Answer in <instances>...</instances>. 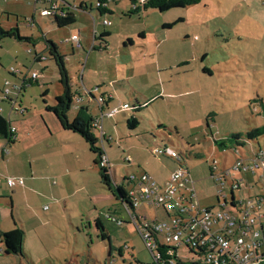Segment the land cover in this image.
<instances>
[{"label": "rangeland", "instance_id": "rangeland-1", "mask_svg": "<svg viewBox=\"0 0 264 264\" xmlns=\"http://www.w3.org/2000/svg\"><path fill=\"white\" fill-rule=\"evenodd\" d=\"M11 1L6 5L0 0V11L14 14L12 21L18 22L21 33L38 41L5 39L0 43V88L8 80L12 91L11 103L4 101L0 107L18 128L21 146L13 156L10 147L15 146L9 144V163L0 162V173L5 178H22L25 183L15 188L12 218L11 190L6 189L0 176V204L8 225L23 221L30 260L0 253V264H62L73 256L79 264H154L126 210L120 215L132 227H116L107 221V213L124 205L102 184L94 168L95 155L85 140L65 131L47 109L62 94V86L56 64L45 51L46 40L54 41L66 55L73 92L77 98L82 95V106H87L93 117L101 119L97 106L99 98L107 99L105 95H112L111 106L116 107L146 103L135 113L104 117L95 130L111 164V176L119 185L130 193L134 186L123 178L143 173L164 184L178 166L152 153L171 147L183 154L187 176L196 183L201 207H218L226 195L228 206L223 209L236 213L231 204V183L216 181L211 165L217 160L220 167H231L236 160L230 150L225 155L218 149L215 141L264 128V0H202L185 8L166 12L150 9L139 15H128L130 0H110L107 9L113 12L103 16L96 0H85L88 8L92 5L90 15H81L74 6L82 0H69L76 22L63 28L42 15L49 2L42 6L40 0L35 7V0ZM104 19L112 24L105 28ZM93 33L106 38L107 52L87 50ZM73 35L82 40V49L67 42ZM35 52H42L46 60L36 63ZM34 72L38 79L33 78ZM83 85L96 86L95 101L83 93L87 90ZM74 102L70 120L81 106ZM132 115L139 121L135 129L127 125ZM103 134L110 140L103 143ZM30 143L37 145L32 151L27 148ZM4 145L0 139V149ZM38 146L42 153L35 151ZM29 154L37 170L51 167L42 169L45 178L31 179ZM38 175L40 171L34 174ZM240 175L246 184L234 192L236 200L264 194L259 174ZM112 184L116 187L113 180ZM136 213L147 221L171 222L160 206L141 203ZM97 216L111 234L110 243L96 231ZM71 220L79 232L70 230ZM119 248L124 250L125 262L118 255ZM179 253L191 262L193 255L184 247ZM112 256L115 259L110 262Z\"/></svg>", "mask_w": 264, "mask_h": 264}, {"label": "built area", "instance_id": "built-area-1", "mask_svg": "<svg viewBox=\"0 0 264 264\" xmlns=\"http://www.w3.org/2000/svg\"><path fill=\"white\" fill-rule=\"evenodd\" d=\"M48 1L51 6L43 10L42 15L64 16L67 13L66 9L61 7V0ZM111 24V21H103L104 26ZM67 42H73L78 48L81 47L78 35H74ZM38 77V73L34 72L33 78ZM9 84L6 80L5 86L0 88V96L9 98L12 93ZM86 92L90 95L88 91ZM75 101L81 103L82 99L77 98ZM98 102L101 119H96V128L100 127L99 124L104 117H115L131 108L124 105L105 111V98H99ZM153 153L168 155L178 160L181 157L180 153L171 147L154 149ZM8 154L6 144L0 149V157ZM235 158L231 167H227L226 164L220 167L219 162L214 160L211 172L212 177L222 185L225 184V180L231 183V195L233 201H236L232 206L236 213L223 209L228 206L226 195H223V202L219 203L218 207L202 208L196 183L188 178L189 169L185 166L176 169L161 185L148 173H143L139 177L134 174L127 177L128 182L134 186L128 193L134 210L128 213L131 222L137 227L139 235L150 250L154 264H264V194L247 201L236 200L234 196V192L246 184V180L240 175L242 172L259 174L260 181H264V137L252 143L249 152H237ZM100 166L111 168L106 153L100 160ZM6 183L11 189L25 184L22 178L10 176L6 177ZM141 203L162 207L171 222L159 223L147 221L145 218L140 219L136 210ZM105 218L116 227L124 225V220L115 214H106ZM181 247L188 249L193 255L190 263L185 261L188 258L180 255ZM4 248L0 239V253H4ZM126 249H129L128 246Z\"/></svg>", "mask_w": 264, "mask_h": 264}, {"label": "trees", "instance_id": "trees-1", "mask_svg": "<svg viewBox=\"0 0 264 264\" xmlns=\"http://www.w3.org/2000/svg\"><path fill=\"white\" fill-rule=\"evenodd\" d=\"M97 1V9L99 11V14L101 16L105 15L106 13H112L109 9H107V5L110 0H96ZM202 0H130V9L128 12V15H139L140 13L147 12L150 9H157L160 12H166L171 9L176 8H185L188 6L199 4ZM62 8L66 9V6L61 4ZM71 7V6H70ZM76 8L81 9H88L89 11H93L92 5L90 8L86 4H81L79 7L76 6ZM53 18L55 24L59 28H63L66 26H70L76 22L75 15L67 11V13L64 16H50ZM167 28L171 26H166ZM5 39H15L20 42H26V43H32L34 41H38L37 39L33 38L32 36H26L23 35L20 32V29L18 27L13 28H5L0 25V43H2ZM95 44L93 46V49L96 50H107L108 41L106 38L100 39L99 37H95ZM98 42V44H97ZM46 50L49 53L50 58L55 62L56 67L58 69L59 73V82L62 86V94L55 97V104L51 107H47V109L54 113L57 120L59 121L61 127L66 130L70 131L72 133L80 135L85 142L88 144L90 151L95 155L96 157V164L100 168V177L102 184L108 188L109 191L113 193V195L121 200L122 206L124 205L125 208H121L120 210H126L132 211V201L131 197L128 194V192L119 185L116 180L111 176V168L106 169L102 168L100 166V160L102 159L103 154L105 153L104 149L101 148L100 139L95 134V130L97 129L95 127L96 119L90 114L89 108L87 106H82L83 101L81 103H76L77 105L81 106L79 107L76 116L74 119H69V112L71 108L74 105V101L77 99L75 96V93L73 92V82L70 75V72L66 66V55L62 53L60 50V47L58 44H56L54 41L46 40ZM41 55L36 53L35 55V61L40 62L41 61ZM14 75V74H13ZM24 86H22V89ZM90 93V96L95 98V95L92 90L88 91ZM78 94V91L76 92ZM80 98V96H78ZM9 100V98H7ZM143 105H134L129 110H125L123 112H133L141 110L143 108ZM12 122H10L2 113V110H0V139L5 140L8 144H14L15 143V133L12 129ZM127 125L131 129H135L139 125V121L136 118L135 115H132L127 120ZM209 126V125H208ZM264 137V128H256L248 132L245 136H243L240 133L231 134L226 139H219L215 141V145L218 149H220L225 155L230 150L231 153H233L236 157L237 152L244 153L245 151H250L252 143H256L259 139ZM110 140V139H109ZM106 139L105 135H102V141L103 143L105 141H109ZM155 155L154 153H152ZM180 159L172 158L168 155H155L159 157H164L167 159H171L173 163L179 167L185 166L183 161V154H181ZM188 168V167H187ZM112 180L116 184V187L113 186ZM123 181H128L127 178H123ZM252 188V187H251ZM236 204V201H233L232 205ZM212 208V207H209ZM122 211L120 214H123ZM107 214H115L119 218H121V215L117 213L116 211H112ZM168 215V214H167ZM129 216V213H128ZM123 219V218H121ZM124 220V219H123ZM127 223L124 220V224ZM99 226L100 236L103 240L109 239V232L106 231L103 222L100 220L97 222ZM0 239L2 243L4 244V254L7 256L16 255L25 257L24 254V239H25V232L24 230L16 226L12 231L7 233H1L0 232ZM188 251V249H186ZM119 256H121L122 259L125 260L124 256V250L123 248H119L118 250ZM112 259H115V257H110V262ZM114 261V260H113Z\"/></svg>", "mask_w": 264, "mask_h": 264}, {"label": "crops", "instance_id": "crops-1", "mask_svg": "<svg viewBox=\"0 0 264 264\" xmlns=\"http://www.w3.org/2000/svg\"><path fill=\"white\" fill-rule=\"evenodd\" d=\"M40 0H35V7L37 6V4H39L40 2H39ZM42 2V6L43 5H45V4H47V2H49L48 0H41ZM13 1H11V0H4V3L7 5V4H11ZM61 4H63V5H65L66 6V11H70V12H72L71 11V3H70V1L69 0H61ZM81 4H86V1L85 0H82V1H80V3H79V5L77 6L76 4H74V6H77V7H79ZM50 6H51V4H50ZM49 6V7H50ZM46 8H48V7H44V9L43 10H45ZM42 10V11H43ZM78 10L80 11V14L81 15H90L91 14V12L88 10V9H81V8H78ZM111 11V10H110ZM1 13H3V16L0 18V25L1 26H3L2 24H5L3 27H5V28H13V27H18L19 29H20V25L18 24V22L17 21H15V22H13L12 21V16H14V14H11V13H9L8 11L7 12H5V11H0ZM113 12V11H112ZM73 13V12H72ZM74 14V13H73ZM75 15V14H74ZM100 15V14H99ZM101 16V15H100ZM51 20H52V23H54V25H56L55 24V22H54V20H53V18H51V17H49ZM75 18H76V15H75ZM34 19H32L30 22H31V25L32 24H34V21H33ZM95 20V19H94ZM106 19H104V21H105ZM102 25H103V22H102ZM57 26V25H56ZM104 26V25H103ZM105 28L106 27H108V26H104ZM59 28V27H58ZM20 32H21V29H20ZM108 33H110V32H108ZM111 34V33H110ZM74 36V35H73ZM96 36H98L97 35V33H93V40L90 42V43H88V48H87V50H92L93 49V46H94V44L96 43L95 42V37ZM44 37V36H43ZM72 44L75 46V47H77L73 42H72ZM46 48V47H45ZM78 48V47H77ZM78 49H82V40H81V47L80 48H78ZM107 50H108V46H107ZM107 50L105 51V52H107ZM45 51H47V50H45ZM74 52V51H73ZM92 52V51H91ZM36 53H38V52H35V55H36ZM42 52H40V53H38V54H40L41 55V61H43V60H46V57L43 55V54H41ZM91 55V54H90ZM90 55H88V58H87V61H89L90 59H91V56ZM1 60V59H0ZM40 61V62H41ZM36 62V61H35ZM40 62H36V63H40ZM81 79H82V81L84 80V75L82 76L81 75ZM73 82V81H72ZM76 86V85H75ZM87 90L86 91H89V90H95V87H89V85L88 86H85V85H83ZM73 87H74V82H73ZM77 91H79V93H80V90L78 89ZM83 92L84 94H86V96H90L87 92ZM12 92V91H11ZM82 93V94H83ZM80 96V98L82 99V95L80 94L79 95ZM106 97H107V99H105L106 100V102H105V104H104V109H105V111H107V110H109V109H112V108H114V107H116V106H111V102L113 101V98H112V95L111 94H109V95H105ZM91 97V96H90ZM100 97H102V96H100ZM0 98H1V102H0V106H1V103H3L4 101H9L10 102V100H12L11 98H10V96H9V100L7 99V98H4V96H0ZM95 98H96V95H95ZM99 98V97H98ZM91 99H92V101H95V99L93 98V97H91ZM83 100V99H82ZM11 103V102H10ZM9 103V104H10ZM1 108V110H2V113H3V109H2V107H0ZM97 108L99 109V111H100V108L97 106ZM122 113V112H121ZM123 113H126V112H123ZM120 114V113H119ZM4 115V114H3ZM99 117V116H98ZM98 117H94L95 119H98ZM104 122V121H103ZM12 124V123H11ZM103 126H104V124H103ZM12 129H13V131H14V133H15V143L14 144H11V145H13V146H15V147H10L11 149H12V153H13V156H15L16 155V151H17V149H16V147L17 148H19L20 150H21V146L19 145L20 143H19V139H20V137H19V130H18V128H16L15 126H13L12 125ZM66 131V130H65ZM4 142H5V144H7L8 145V148H9V144L5 141V140H3ZM37 145L36 144H32V143H30L29 144V146H27V148H28V150L29 151H32L35 147H36ZM36 152H39V153H42V147L40 148V146H38V148L35 150ZM10 155V149H9V154L7 155V156H4L3 158H1L0 157V162H5V163H9V156ZM29 156H31L30 154H29ZM10 160H12V159H10ZM30 160H31V162L33 161V162H35L34 160H33V157L31 156V158H30ZM40 159H37L36 161H39ZM33 162L31 163V170H32V178L31 179H43V178H45L44 177V171L43 170H45V169H48V170H51V167L50 166H47V168H45V167H43V168H38V169H40V170H37L36 168H34V165H33ZM94 168H96V169H98V171H99V174H100V168L97 166V164H96V157H94ZM43 169V170H42ZM37 171H40V175H38V176H34V174H36V172ZM0 176L1 177H3V179H4V184H5V186L7 187L6 189L8 190L9 189V187H8V185H7V183H6V178H5V175H3L2 173H0ZM167 180V179H166ZM165 182V181H164ZM2 187V185L0 184V189H2L1 188ZM17 188V187H16ZM10 190H11V194L12 195H10V197H9V199H10V202H9V207H11V211H10V213H11V216H12V218H13V211H14V207H13V194H14V191H15V188L14 189H11L10 188ZM2 196V194H0V197ZM30 198L28 197V200H29ZM114 212L116 211L117 213H121L122 211L118 208V210L117 209H115V210H113ZM36 215H30V217L32 218V219H37L36 217H35ZM121 218H123L125 221H126V217L125 216H123V215H121ZM102 221V219H101V217L100 216H97L96 218H95V221H94V224H95V227H96V231L98 232V235L100 234V231H99V226H98V224H97V222L98 221ZM69 222V226H70V230H72V232L73 231H77V232H79V227H76L73 223H72V220L71 221H68ZM103 222V221H102ZM8 223V222H7ZM6 223V212H4V210H2V204H0V232L1 233H7V232H10V231H12L16 226H19V227H21L23 230H24V232H25V237H26V231H25V226H24V223H23V221L22 220H20V222L18 223V222H16V221H13V224L12 225H8ZM133 226V224L132 223H130V222H127V223H125L123 226H121V228L122 227H124V226ZM109 235V239H106V240H108L109 241V243L111 242V240H110V236H111V234H108ZM40 238H42V237H40ZM41 240V247L43 246V240L42 239H40ZM23 248H24V254H25V257H21V256H16V255H14V256H16V257H20L22 260L25 258V259H29L30 260V257H29V254H27V251H26V248H27V241L24 239V246H23ZM74 252V251H73ZM73 252L71 253V255H73ZM119 252V251H118ZM110 255H111V253H110ZM118 255H119V253H118ZM125 256V255H124ZM120 258H121V256H119ZM110 259V258H109ZM124 260V259H123ZM31 262H34L32 259H31ZM125 262V261H124ZM62 264H79V262H78V260H77V258L75 259V256H73L70 260L68 259V260H65L64 262H62Z\"/></svg>", "mask_w": 264, "mask_h": 264}, {"label": "water", "instance_id": "water-1", "mask_svg": "<svg viewBox=\"0 0 264 264\" xmlns=\"http://www.w3.org/2000/svg\"><path fill=\"white\" fill-rule=\"evenodd\" d=\"M232 201H233V197H232Z\"/></svg>", "mask_w": 264, "mask_h": 264}]
</instances>
